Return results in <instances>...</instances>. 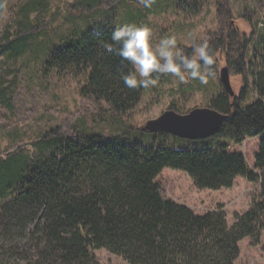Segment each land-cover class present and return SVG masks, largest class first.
<instances>
[{
    "label": "trees",
    "instance_id": "trees-1",
    "mask_svg": "<svg viewBox=\"0 0 264 264\" xmlns=\"http://www.w3.org/2000/svg\"><path fill=\"white\" fill-rule=\"evenodd\" d=\"M116 1L82 0L72 14L86 15ZM259 5L264 9V0ZM48 7V0H28L18 9L14 26L0 39V58L26 53ZM117 27L106 23L62 37L43 68L79 69L80 97L120 117L140 102L145 88L125 87L122 77L133 72L131 65L102 46L112 43ZM186 52L192 55V49ZM210 52L216 56V49ZM250 87L256 99L245 108L236 103L245 90L238 99L224 92L211 100L210 107L229 118L210 139L227 129L236 146L260 137L253 169L227 144L170 149L157 144L167 137L160 134L147 146L87 132L82 124L56 126L29 150L0 156V227L17 240L0 246V264H98L99 250L127 264H235L239 243L247 239L257 247L264 233V71L252 74ZM0 107H12V91L1 83ZM165 169L185 173L199 190L230 189L240 178L258 185L259 194L229 227L223 212L197 215L169 200L156 183Z\"/></svg>",
    "mask_w": 264,
    "mask_h": 264
},
{
    "label": "rangeland",
    "instance_id": "rangeland-1",
    "mask_svg": "<svg viewBox=\"0 0 264 264\" xmlns=\"http://www.w3.org/2000/svg\"><path fill=\"white\" fill-rule=\"evenodd\" d=\"M28 0H0L6 2L5 18L0 19V39L5 29L14 26V15ZM82 0H48V10L41 14L40 25L26 53L18 59L0 58V83L12 91V107H0V156L17 149H30L31 142L56 126L82 124L87 132L105 136H118L130 143L150 145L152 137L143 131L146 122L156 119L167 110L181 115L195 108H211V100L224 93L219 70L228 68L235 99L245 90L240 108L255 101L251 92L252 74L264 71V9L261 0H155L150 8L138 3L117 0L112 6L91 10L86 15L75 14L72 6ZM76 16V17H75ZM125 16V17H124ZM133 16L131 25L147 27L150 43L175 36L177 47L187 54L193 42L207 39L209 48L216 49V69L208 77V84L188 80L185 84L172 76H157L155 87L145 88L140 102L126 114L116 117L104 114L107 107L80 97L84 78L79 69L66 68L47 72L43 64L50 50L65 36L95 29L109 24L123 26ZM136 16V17H135ZM191 34V38H189ZM238 63V64H237ZM174 107V109H170ZM230 129L223 135L206 141H182L172 136L162 137L157 144L170 148H199L218 143L230 146V152L241 154L253 169L258 151L259 137L245 140L236 146L230 141ZM166 197L189 208L194 214L211 211L225 214L228 226L236 215L244 214L259 186L237 178L232 188L219 191L199 190L182 172L165 169L156 179ZM13 234L0 227V246L16 242ZM98 264H127L105 250L95 253ZM235 264H264V233L260 244L252 247L249 240L239 243V256Z\"/></svg>",
    "mask_w": 264,
    "mask_h": 264
},
{
    "label": "clouds",
    "instance_id": "clouds-1",
    "mask_svg": "<svg viewBox=\"0 0 264 264\" xmlns=\"http://www.w3.org/2000/svg\"><path fill=\"white\" fill-rule=\"evenodd\" d=\"M137 3L150 8L155 0H137ZM6 2L0 3V19L5 18ZM151 32L147 27L125 24L117 27L111 36V44H103L105 51L114 53L128 62L133 72L123 76L122 80L130 90L138 87L156 86L151 77L172 76L179 84L188 80H196L202 86L208 84V77L213 75L215 56L210 52L207 39L201 43H192V55L186 56L177 47L175 36L161 39L157 44L150 43ZM191 38V34H189ZM114 45H119L117 49Z\"/></svg>",
    "mask_w": 264,
    "mask_h": 264
},
{
    "label": "water",
    "instance_id": "water-1",
    "mask_svg": "<svg viewBox=\"0 0 264 264\" xmlns=\"http://www.w3.org/2000/svg\"><path fill=\"white\" fill-rule=\"evenodd\" d=\"M219 79L224 92L233 97L228 68L219 70ZM228 118V115L212 108H195L184 115L167 110L156 119L146 122L143 131L154 135L166 134L184 141H203L216 136Z\"/></svg>",
    "mask_w": 264,
    "mask_h": 264
},
{
    "label": "crops",
    "instance_id": "crops-1",
    "mask_svg": "<svg viewBox=\"0 0 264 264\" xmlns=\"http://www.w3.org/2000/svg\"><path fill=\"white\" fill-rule=\"evenodd\" d=\"M260 138V137H259Z\"/></svg>",
    "mask_w": 264,
    "mask_h": 264
}]
</instances>
